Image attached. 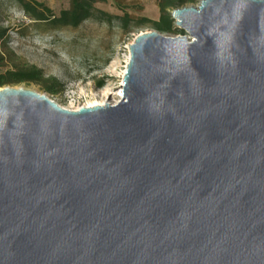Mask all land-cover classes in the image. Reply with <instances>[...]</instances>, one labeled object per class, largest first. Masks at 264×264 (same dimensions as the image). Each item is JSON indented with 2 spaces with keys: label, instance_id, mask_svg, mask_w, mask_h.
Wrapping results in <instances>:
<instances>
[{
  "label": "water",
  "instance_id": "95a60500",
  "mask_svg": "<svg viewBox=\"0 0 264 264\" xmlns=\"http://www.w3.org/2000/svg\"><path fill=\"white\" fill-rule=\"evenodd\" d=\"M172 19L114 105L0 88V264H264V0Z\"/></svg>",
  "mask_w": 264,
  "mask_h": 264
},
{
  "label": "rangeland",
  "instance_id": "374dc122",
  "mask_svg": "<svg viewBox=\"0 0 264 264\" xmlns=\"http://www.w3.org/2000/svg\"><path fill=\"white\" fill-rule=\"evenodd\" d=\"M28 1L42 3L48 14L53 12L55 15L70 5V0ZM158 1L107 0L106 3L95 4V8L121 16L122 7L128 9L134 18L147 17L155 21L160 15ZM200 1L186 6L197 7ZM0 31L7 32L6 38L0 39V57L4 59L0 62V74L13 67L8 55V51H11L19 62L35 66L44 72L46 78L55 77L66 84L62 93L54 95L47 93L42 84L24 83L14 88L44 94L66 110H79L105 98L102 96L105 89L118 88L123 83L130 45L141 34L154 32V29L145 26L124 32L118 20L107 22L96 18L84 21L77 29L55 31L49 24L30 20L17 0H0ZM161 34L167 37L182 36ZM100 80L105 82L103 87H98ZM115 100L113 97L109 103L114 105Z\"/></svg>",
  "mask_w": 264,
  "mask_h": 264
},
{
  "label": "trees",
  "instance_id": "16d2710c",
  "mask_svg": "<svg viewBox=\"0 0 264 264\" xmlns=\"http://www.w3.org/2000/svg\"><path fill=\"white\" fill-rule=\"evenodd\" d=\"M19 6L30 20L37 23L49 24L53 30H64L67 28L77 29L81 24L90 19H100L111 22L116 19L120 22V28L124 32L131 29H141V27L150 26L154 31L165 34L186 35L182 30L175 26V20L172 19V12L184 8L187 4H196L197 0H159V18L155 21L147 18H134L128 9L120 8L121 16L108 14L107 12L95 8L97 3H106L107 0H70V5L66 10H62L58 15L51 12L48 14L42 3L33 4L28 0H17ZM120 2L125 0H119ZM135 1V0H129ZM133 25V28L131 26ZM7 32L0 31V39L6 38ZM10 59L13 61V67L7 72L0 74V88L16 87L26 84H42L47 93L54 95L62 93L66 84L57 78H46L41 69L31 66L26 62H19L13 52L8 51ZM4 59L0 57V62ZM98 87H103V80L98 81Z\"/></svg>",
  "mask_w": 264,
  "mask_h": 264
},
{
  "label": "bare ground",
  "instance_id": "6f19581e",
  "mask_svg": "<svg viewBox=\"0 0 264 264\" xmlns=\"http://www.w3.org/2000/svg\"><path fill=\"white\" fill-rule=\"evenodd\" d=\"M178 37V36H176ZM123 85V83L121 84ZM119 86L118 88H107L103 91L102 96L105 98H102L101 100H99L98 102H95L93 104H90L88 107H92V106H99V105H107V104H111L109 103V101L115 97L116 100L114 101V103H117L118 101H120L122 99V86ZM113 103V104H114Z\"/></svg>",
  "mask_w": 264,
  "mask_h": 264
},
{
  "label": "built area",
  "instance_id": "2783aa9c",
  "mask_svg": "<svg viewBox=\"0 0 264 264\" xmlns=\"http://www.w3.org/2000/svg\"><path fill=\"white\" fill-rule=\"evenodd\" d=\"M114 104H116V103H114Z\"/></svg>",
  "mask_w": 264,
  "mask_h": 264
}]
</instances>
